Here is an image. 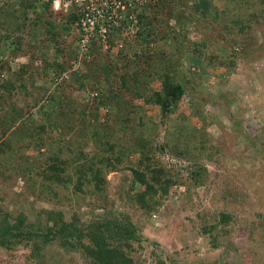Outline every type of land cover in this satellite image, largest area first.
<instances>
[{
	"label": "rangeland",
	"instance_id": "374dc122",
	"mask_svg": "<svg viewBox=\"0 0 264 264\" xmlns=\"http://www.w3.org/2000/svg\"><path fill=\"white\" fill-rule=\"evenodd\" d=\"M186 1L164 0L160 3L157 0L155 4L150 1L145 19L141 20V25H144L140 26L141 30L132 40L126 42L128 48L141 52L150 49L154 54L156 44L154 41L149 44L145 42L142 27L147 24L152 26L151 22L155 21L159 24V27L156 25L158 32L163 35L164 25L180 26L185 22V17L180 15V18H174L172 12L179 14L181 10L186 11ZM262 2L240 0L239 6L235 3L227 6V0H214L213 4L219 11L223 14L228 12L223 19L213 9L206 17L197 12L194 14L195 20L201 23L204 20L206 26L200 29L201 23L188 22L185 31L189 34V40L179 44L177 51L174 49L175 42L160 41L161 50H172L171 55L179 62L173 71L178 80H184L186 86V93L177 102L173 114L164 116L160 105L147 104L143 97L136 98L132 91L125 88L120 98L123 104L117 115L111 111L107 115L104 113L105 106L100 108L98 117L106 121L100 126L90 122L89 133L97 131L99 127L102 134L110 135V142H115V148L106 149L108 145L104 143V134V139L101 135L89 136V144L82 147L88 158L98 154L99 161L105 157L104 164L109 161L114 164L106 172L100 187L96 186V182L86 184L83 191L70 193L68 202L56 203L55 199L42 193L41 177L36 186L32 185L23 170L26 158L20 153L11 154L9 160L0 165L2 215H6L13 224L16 217L24 213L28 218L24 228L42 231L40 227L45 230L54 224L47 213L50 209L60 208L67 220L76 215L78 222H83L81 226L85 227L98 220L95 214L115 210L120 212L118 216H127L136 225V234L130 239L129 248L134 264H157L159 260L169 264H264ZM69 8L68 4H59L57 11L53 9L54 16L60 18ZM223 24H226L225 27H221ZM60 36L63 39L60 40V48L66 52H57L55 47L47 50L50 51L46 57L49 56L48 60L52 62L57 55L72 71L81 68L82 63H71L72 55L68 53L69 47L72 48L75 42L77 44L74 25L70 34ZM91 46L90 62L94 64L89 68L103 80V87L107 88L110 85L108 80L115 78L114 84L120 86V77L116 73L135 74L131 62H119L123 60L121 52H108L98 43H91ZM29 53L35 54V50L26 52ZM26 54L18 57L4 54L0 58L9 60L7 65L13 71H18L23 64H29L27 70L31 72L30 77L46 84L54 68H49L50 64H45L42 58L29 59L28 62ZM129 56L134 58L135 54L130 52ZM158 56L156 52L155 57ZM210 57L219 62L234 60L236 65L207 64ZM146 58L143 53L142 67L155 60L151 58L148 61ZM113 59L118 61L116 71L114 74L107 73L102 67L105 62L112 63ZM39 64L46 69L38 70ZM60 76L56 77L51 93L57 95V101L58 93L62 94V98H70L71 105L66 106L68 109L74 107L84 112V100L92 98L97 92L94 82L92 84L94 78L87 81L85 89H80L71 80L65 81L66 84ZM59 83L63 84L60 92L54 90ZM160 85L161 81L156 80L150 86L159 90ZM198 89L202 91L197 92ZM12 96L19 107L26 106L24 110L38 123L47 122L43 102L29 110L28 99L24 98L22 89L17 88ZM59 105L63 107L62 102ZM60 113V119L65 122L64 114ZM91 118L94 119L93 116ZM82 123L79 120L78 125ZM59 132L61 129L58 128L53 134ZM242 133L248 135L250 140L246 137L245 140ZM132 143L136 145L132 146ZM141 143L147 145L149 153L156 151L155 158H152L159 161V167H165L171 174L187 180L169 182L166 185L169 187L167 194L159 190L152 200L156 206L154 210L141 206L136 200L138 192L145 188V185L135 181L136 170H144L140 163L141 154L134 150ZM177 144L180 148H190V153L185 157L176 156L171 149L174 150ZM170 145L173 148H169ZM162 146L167 148L165 152L159 150ZM41 150L26 148L23 154L27 157L44 156L45 150ZM83 158L86 159L85 156ZM193 166H204L206 169L200 183L186 178ZM224 214L228 215L225 221L222 220ZM31 222L36 224L33 228ZM89 236L82 237L84 242H89ZM42 237L33 235L29 240L23 237L21 242H15L12 246L0 244V264H90L82 245H66L64 238L44 243ZM33 244L39 246L37 252L33 251Z\"/></svg>",
	"mask_w": 264,
	"mask_h": 264
},
{
	"label": "trees",
	"instance_id": "16d2710c",
	"mask_svg": "<svg viewBox=\"0 0 264 264\" xmlns=\"http://www.w3.org/2000/svg\"><path fill=\"white\" fill-rule=\"evenodd\" d=\"M163 1L159 0L160 3ZM53 2L54 0H0V57L4 54L18 57L23 53L26 54L28 50L34 49L35 54L30 55L29 53L30 56L26 54L29 57L28 62H30L29 59L42 58L45 64H50L49 68H54L53 75L47 76L49 77L48 79L46 78L48 82L43 84L30 77L31 72L27 70L29 69V64H23L18 71H13L7 65L9 60L0 58V165L5 164L11 154L17 155L20 153L21 156L26 158L27 162L23 166V170H26H24V173L29 176L32 185L36 186L41 177L39 182L43 190L42 193H46L53 200L55 199L56 203L63 204V202H68L70 193L83 191L86 184L96 182V186L100 187V183L102 184L105 180L106 172L114 167L112 161L104 164L105 157L103 159L100 158L99 161L98 154H93L88 158L84 155L82 148L89 144L88 140L90 137L99 135L103 137L104 133H101L102 131H100L99 127L97 128V131L99 130L98 133L97 131L89 133L91 131L90 122L93 121L95 125L100 126L106 121H101L100 117H98L100 108L102 106L109 108L107 115L110 111L117 115V111L123 102L120 98L123 97V89L125 88V90L132 91L136 98L143 97L147 104L155 103L160 105L164 116L173 114L177 108V102L186 93V86L183 83L184 80H178L173 71L179 62L175 61L171 55L172 50H161L160 41L175 42L174 49L177 51L179 44H184L185 41L189 40V34L185 31L186 24L191 21L199 22L195 20L194 14L199 12L203 17H206L209 11L213 9L217 16L223 19L224 14L227 15L228 12L223 14L219 11L215 7L216 5L213 4L214 0H187L185 2L186 11L181 10L179 14L175 11L172 12L174 18H180V15L185 17V22L180 23V26L164 25L163 30L165 32L163 35L158 32L159 24L157 25L155 21L151 22L152 26L147 24L142 27L143 39L147 44L151 43V41L155 42L156 52H158L159 56L155 57L156 52L152 54L150 49H147L149 53L148 51H133L132 47L128 48L126 45V49L124 48L121 51L123 60L119 62H131L136 71L133 75H130L129 72L127 74L116 73L120 77V86L114 84L115 78L108 80L110 85L107 88L103 87V80L95 75V71H90L89 67L94 62H90L83 57L81 68L71 71L69 78L63 79V82L71 80L77 84L78 88L85 89L87 81L94 78L92 84L94 82L93 85L97 92L96 95L91 96L92 98L84 100V105L86 106L83 112L81 110L78 111L74 107L72 109L66 107L71 105L70 98H62V94L58 93L59 101H57V95L54 96L51 93L52 85L57 79L56 77L69 70V66L65 64L64 59H60L57 55L50 62L48 60L49 56L47 55L48 58L46 57L50 50H47H53L56 47L55 51L62 53L63 49L60 48V40L63 41V39H61L60 35L70 34L73 25L81 16L77 5L73 3L67 9L68 12L66 14L56 18L52 8ZM232 3L239 6L240 0H227L226 5L229 6ZM262 4L264 6V2ZM142 18L144 20L145 15H142ZM225 25L223 24L221 27H225ZM205 26L206 24L203 20L199 24V28L203 29ZM69 49V52H67L72 55V60H78L80 49L76 42ZM63 52L66 51L63 50ZM130 52L135 54L134 58L129 56ZM143 53L144 56H147L146 59L148 61L151 58H155L154 61L150 62V65L147 61V67H142L141 64L143 62ZM209 59L210 62L207 61L206 63L211 65L216 63L230 64L232 67L236 65L234 60L219 62L211 57ZM117 62L113 59L112 63L105 62L104 67L100 66L105 68L107 73L114 74ZM39 65L38 70L46 69L43 64ZM3 74L5 76L2 77ZM106 75L109 76L108 74ZM156 80L161 81L159 90L150 86L151 82ZM62 85L61 83L56 84L54 90L60 92ZM17 88L22 89L24 98L28 99L27 106L30 108L29 110L38 107L43 102L42 107L46 116V123H38L32 115H29V112L27 114L24 110L26 106L19 107L16 100H12V93ZM201 91V89H198L197 92ZM32 97H34V100H32ZM60 102H62L63 107H60ZM129 103L132 102L130 101ZM59 112L64 114L65 122L64 119H60ZM79 120L83 122L80 125H78ZM58 128L61 129V132L53 134V131ZM242 134L244 135L243 138H249L248 135ZM105 137V139L103 137L104 143L108 145L106 149H114L115 142H110V135L106 134ZM131 145L134 146L136 144L132 143ZM31 147L35 150H45L44 156H25L23 154L24 150ZM81 148L82 150H80ZM169 148L173 147L170 145ZM165 149L167 148L162 146L159 150L165 152ZM134 150L141 154L140 163L144 166V170H136L135 181L145 185L144 190L138 192L136 200L140 202L141 206L153 209L156 206L152 203V200L159 190H163V193L167 194L169 187L166 185L169 182H186L187 180H183L174 173L171 174L165 167H159V161L154 159L156 151H154V154L149 153L147 145L137 144ZM151 150H153L152 147ZM172 151L178 157H185L191 150L186 146L185 148H180L177 144L174 150L171 149ZM147 160L148 163H146ZM205 170L204 166H193L186 178L200 183ZM47 213L50 219L54 221V224L51 227H46L45 230L40 227L39 229L42 231H31L24 228L28 219L24 213L19 214L15 222L11 224L8 217L6 215L3 216L0 211V244L12 246L15 242H21L23 237L29 240L33 235H42L44 243L57 238H64L63 243L66 245H82L85 251L84 255L88 258L90 264H134V258L130 255L129 248L131 247L130 239H133L136 234V225L129 217L118 216L120 212L115 210L106 211L102 214H95V218L98 220L93 219L94 221L85 227L81 226L83 222L79 223L76 215L71 220H67L60 208L50 209ZM123 217L125 218L121 219ZM227 218L228 215L224 214L222 220L225 221ZM35 225L33 222L30 224L32 228ZM88 234L90 236L87 243L84 242L82 237ZM32 248L33 251L37 252L39 246L33 244ZM157 264H169V262L159 260Z\"/></svg>",
	"mask_w": 264,
	"mask_h": 264
},
{
	"label": "built area",
	"instance_id": "2783aa9c",
	"mask_svg": "<svg viewBox=\"0 0 264 264\" xmlns=\"http://www.w3.org/2000/svg\"><path fill=\"white\" fill-rule=\"evenodd\" d=\"M155 0H58V5L73 3L80 11V19L74 24L77 31V45L80 57L73 64L81 63L83 57L90 61L91 43L101 44L104 50L121 52L126 42L132 40L141 30L142 15L147 14L149 2ZM58 7V6H57ZM72 69L62 73L60 78L67 79ZM108 108L104 107V113Z\"/></svg>",
	"mask_w": 264,
	"mask_h": 264
},
{
	"label": "clouds",
	"instance_id": "9594fccd",
	"mask_svg": "<svg viewBox=\"0 0 264 264\" xmlns=\"http://www.w3.org/2000/svg\"><path fill=\"white\" fill-rule=\"evenodd\" d=\"M57 1H58V0H54V2H53V7H52L53 9H55V11H57V9H58V7H57V6H58V2H57ZM142 20H143V18H142ZM73 61H74V60H71V63H73ZM75 64H76V63H75ZM73 65H74V64H73Z\"/></svg>",
	"mask_w": 264,
	"mask_h": 264
}]
</instances>
